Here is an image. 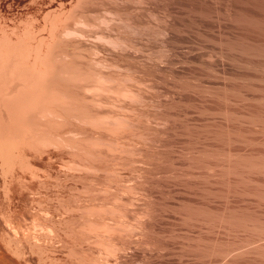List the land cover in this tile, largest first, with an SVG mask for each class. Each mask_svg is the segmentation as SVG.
<instances>
[{"label": "rangeland", "instance_id": "rangeland-1", "mask_svg": "<svg viewBox=\"0 0 264 264\" xmlns=\"http://www.w3.org/2000/svg\"><path fill=\"white\" fill-rule=\"evenodd\" d=\"M14 1L0 8V35L44 20L40 1ZM81 8L93 24L108 9L119 14L111 30L89 27L75 51L93 57L99 46L107 75L138 81L128 83L139 102L102 108L132 123L109 137L126 152L117 166L103 158L81 172L60 161L11 171L22 195L0 198V248L17 264H264V0ZM103 31L127 46L105 47L96 41ZM2 168L1 193L13 176Z\"/></svg>", "mask_w": 264, "mask_h": 264}, {"label": "bare ground", "instance_id": "bare-ground-1", "mask_svg": "<svg viewBox=\"0 0 264 264\" xmlns=\"http://www.w3.org/2000/svg\"><path fill=\"white\" fill-rule=\"evenodd\" d=\"M7 1L14 0H0V8ZM16 1L24 9L40 1L35 10L44 20L29 30L31 33L26 30L29 36H25V28L17 27L9 34L0 35L1 168L11 174L17 167H31L33 161L46 164L60 161L81 172L100 165L103 158L112 160L117 166L126 151L119 147L116 138L131 132L133 125L118 113L104 117L102 108L125 101L139 102V94L133 84H129H136L137 80L107 75L108 60L103 57V52L100 53L99 46L92 50L93 57H84L75 49L84 47L85 39L90 35L89 27L99 24L106 26L107 31L111 30L119 16L116 10L108 9V16L93 24L89 20L90 12L83 10L82 4L104 6L118 0ZM78 9L81 10L80 17L70 23L69 18ZM96 37V41L115 50L127 46L121 38H113L104 31ZM110 136L116 138L109 139ZM15 179L21 180L20 174L14 173L12 181H4L5 190L0 192V198L19 199L22 195L20 185L10 188ZM8 237L18 252L27 254L29 249L23 239ZM8 252L0 248V258L6 263L17 264Z\"/></svg>", "mask_w": 264, "mask_h": 264}]
</instances>
